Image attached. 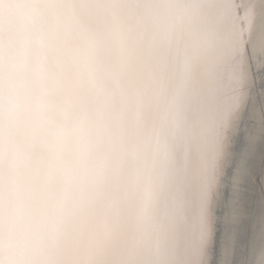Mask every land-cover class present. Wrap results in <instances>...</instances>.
<instances>
[{"label":"bare ground","instance_id":"obj_1","mask_svg":"<svg viewBox=\"0 0 264 264\" xmlns=\"http://www.w3.org/2000/svg\"><path fill=\"white\" fill-rule=\"evenodd\" d=\"M0 264H264V0H0Z\"/></svg>","mask_w":264,"mask_h":264}]
</instances>
